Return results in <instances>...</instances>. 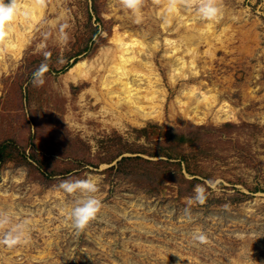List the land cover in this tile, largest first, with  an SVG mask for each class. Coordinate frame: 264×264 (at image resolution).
Masks as SVG:
<instances>
[{
  "label": "rangeland",
  "instance_id": "rangeland-1",
  "mask_svg": "<svg viewBox=\"0 0 264 264\" xmlns=\"http://www.w3.org/2000/svg\"><path fill=\"white\" fill-rule=\"evenodd\" d=\"M41 4L24 42H0V211L11 215L7 227L29 221L28 242L0 245V264H264V0H217L209 38L192 43L194 69L178 75L165 38L206 28L198 3L177 4L191 25L166 0H143L139 23L120 0ZM115 33L148 46L160 117L106 111L109 72L93 62L109 49L105 68L120 67ZM80 61L93 65L74 79ZM42 63L45 83L35 87ZM210 94L212 105L196 108ZM88 175L101 208L77 233L69 213L81 193L59 185Z\"/></svg>",
  "mask_w": 264,
  "mask_h": 264
},
{
  "label": "bare ground",
  "instance_id": "bare-ground-1",
  "mask_svg": "<svg viewBox=\"0 0 264 264\" xmlns=\"http://www.w3.org/2000/svg\"><path fill=\"white\" fill-rule=\"evenodd\" d=\"M166 1L168 2V0ZM5 2L7 3V0H5ZM180 5L182 4L177 5L176 10L170 14L176 16L177 21L181 24H193L195 18L187 22L182 20L184 15L180 13ZM39 6L43 7L37 0H19V12L17 13L16 18L6 26L8 35L2 42L5 47H12V50H14L17 48L19 42H24L26 40V34L31 30L33 21H36V19H38L41 15V11L38 9ZM166 8H168V5ZM25 12H27V16H25ZM197 16L200 17V14L198 13ZM213 22L214 20L209 21L206 24V28H200L197 34L188 35L182 32V34L176 38H165V43L169 49L166 55L167 57H173V59L175 58V61L171 65L174 75L181 74L183 68L187 66H191L192 70L194 69L195 58L198 52L196 47H192V43H194L196 38L201 43L208 39ZM225 30L226 28L222 32H225ZM201 35H207V37L202 38ZM217 39L222 41V35H218ZM112 42H114L115 49L118 52V60L121 63L120 67L110 66L105 68V64L109 61V49H107L108 51H103L102 55L93 62V64L96 62L100 63V67L109 72L108 78H110L111 81L105 79L104 83H102L103 86L107 88L106 95L110 100V108H106V111L114 114L115 111L113 109H122L125 110L124 112L127 115H137L143 118L160 117L159 113L161 111L156 105L157 103L155 104V90L153 89L155 86V80L158 82H160V80L154 73L152 61L146 57V55L148 56V46L138 38L126 33H115L112 38ZM0 50L5 52L1 48V43ZM1 55L4 56L3 53ZM186 56L190 57L189 60H186ZM131 61H139L141 67L149 69V73H142L138 69L129 67L128 64ZM89 64L93 65L92 63H88L86 61H80L70 69L69 73L72 74L74 79H77L79 75H82L83 78H88L91 68L89 67ZM144 84L147 87L142 86ZM195 91V88H190L184 92V94L187 97L195 98ZM115 98L117 99L116 101ZM214 101V95H203L202 99L198 100L195 105H197L196 108H198L199 105L203 103L206 107H209ZM183 104L187 105L188 103L184 101ZM222 109H225V105H223ZM194 112H197V110H194Z\"/></svg>",
  "mask_w": 264,
  "mask_h": 264
},
{
  "label": "clouds",
  "instance_id": "clouds-1",
  "mask_svg": "<svg viewBox=\"0 0 264 264\" xmlns=\"http://www.w3.org/2000/svg\"><path fill=\"white\" fill-rule=\"evenodd\" d=\"M43 2V0H39ZM178 3H183L185 6H190L193 3H198V12L202 19L213 21L222 15V8L217 7V0H168L167 11L172 13L176 10ZM120 4L130 10L136 16V23L140 22V12L143 0H120ZM19 12V0H0V42H3L7 37L6 26L15 20ZM27 16V12H25ZM66 38V37H65ZM47 71V65L41 64L33 73L31 83L35 87H41L45 83L44 75ZM211 183V182H209ZM59 187L67 194L81 193V197L76 201L75 206L71 209L69 216L72 220V227L77 233L83 231L88 223L96 218L97 213L101 208V201L98 200L94 193L99 191L98 184L95 179L88 175L84 179H65L62 180ZM195 199L203 202L204 188L202 185H197L194 189ZM12 218L6 211H0V245L12 248L22 243L28 242V236L25 229L29 223L28 220L11 227ZM7 227V230L4 229ZM193 239L200 244L207 243V236L203 233H195Z\"/></svg>",
  "mask_w": 264,
  "mask_h": 264
}]
</instances>
